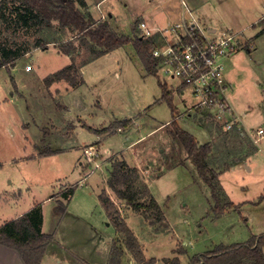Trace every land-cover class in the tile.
I'll list each match as a JSON object with an SVG mask.
<instances>
[{
  "label": "rangeland",
  "instance_id": "obj_1",
  "mask_svg": "<svg viewBox=\"0 0 264 264\" xmlns=\"http://www.w3.org/2000/svg\"><path fill=\"white\" fill-rule=\"evenodd\" d=\"M208 1L211 8L207 14L218 29L245 31L243 40L249 43L250 50L242 49L225 60L229 99L243 128L219 129L204 111L190 110L195 103L192 88L185 87L186 106L178 92L181 81L166 77L160 69L150 73L132 42L83 64L93 54L87 45L72 40L80 33L77 29L62 27L58 19L49 26L34 25L33 21L26 25L20 0H0V47L29 49L15 62V70L14 66L0 69V194L14 185L21 191L19 209L27 211L35 202L42 205L44 232L53 235L48 252L54 260L108 264L113 243L119 240L124 249L121 264H137L100 200L103 190L136 234L146 257H155L156 264H167L175 257L181 264H189L194 256L218 245L244 243L264 234V200L256 203L264 194V159L257 162L251 157L264 154V136L256 142L249 133L264 128V32L260 34L264 23H259L264 0ZM88 2L94 10L100 2L96 10L104 15H94L89 5L77 7L97 21L108 20L119 34L132 37L140 36V24L147 22L143 18L153 17L165 28L180 21L176 18L182 15L181 9L179 14H170L162 0ZM187 2L193 5V0ZM166 15L175 21L167 23ZM41 38L75 42L78 51L73 55L83 78L81 85L46 83L47 75L71 60L58 52L60 48L53 47V42L46 50L35 47ZM163 84L168 99L163 97ZM180 114V127L200 144L212 142L210 168L220 174L224 196L235 204L243 203L240 209L227 207L220 216L216 212L210 186L171 133V121ZM118 121L124 122L122 127L113 126ZM83 123L109 130L98 140V133ZM91 144L99 151L93 161L84 153ZM54 148L64 149L53 152ZM121 159L139 170L141 180L162 207L160 219L156 211L133 209L109 186L112 163ZM235 163H240V168H234ZM73 185L75 193L66 199L61 193ZM150 197L141 200L149 203ZM4 215L13 213L2 214L0 208V220Z\"/></svg>",
  "mask_w": 264,
  "mask_h": 264
},
{
  "label": "trees",
  "instance_id": "obj_2",
  "mask_svg": "<svg viewBox=\"0 0 264 264\" xmlns=\"http://www.w3.org/2000/svg\"><path fill=\"white\" fill-rule=\"evenodd\" d=\"M22 13L24 14L25 24L28 25L33 21L34 25L45 24L51 25L53 19H58L62 27L71 26L80 33L73 37L72 40L80 41V44L87 45L93 57L85 59L86 64L96 58L111 52L112 50L132 42L140 56L145 68L150 73H158L159 59L153 54L154 48L157 46L158 38H142L138 36H130L119 34L112 28L108 20L97 21L90 12L84 13L77 7L81 0H20ZM21 11L18 12L20 13ZM78 38V39H76ZM59 44L62 52L70 55L71 63L67 66L47 75L45 81L48 85L55 81L66 80L70 87H78L81 85L82 79L79 73V66L75 62L73 53L78 51L75 42H59L57 39L47 40L46 38L37 39L35 47L46 48L50 43ZM29 52V49L22 51L20 49H7L2 45L0 47V69L6 67L11 70L15 62L23 54ZM14 80V77H13ZM163 97L170 96L166 91L165 84ZM173 110L174 104L170 102ZM264 105V104H262ZM264 111V106H263ZM123 121L116 122L113 126L122 127ZM128 123V120H126ZM173 128L171 133L177 138L183 149L187 152L189 158L195 163L199 176L210 186L212 197L216 201L215 210L219 216L227 207L235 206L240 209L243 203L235 204L233 201L224 196L223 188L219 183V173L210 168L208 162L209 156L213 152L212 142L200 144L196 137L190 132L179 126L174 116L171 121ZM98 134L105 133L109 127L102 129H94L89 127ZM54 152V151H53ZM51 152V153H53ZM140 182V185L138 183ZM108 184L113 191L123 200L126 201L135 210H151L160 214L158 219L163 216L162 207L152 195L147 184H144L140 178V172L137 168L131 167L126 160H115L112 163L111 175ZM76 186L63 191L61 194L66 199H70L74 193ZM150 195L149 203L141 199ZM224 196L222 198L221 196ZM100 200L108 212L111 223L116 227L118 233L123 237L122 242L128 251L131 252L137 264H156L155 257L147 258L142 245L140 244L136 234L122 217L121 212L108 193L103 190L100 194ZM264 200V194L259 197L256 202L259 204ZM44 216L42 205L38 204L22 214L21 216L7 221L0 226V243L6 244L18 250L25 264H41L43 257L47 251L53 235L42 230ZM121 242V243H122ZM264 234L254 235L247 242L235 243L232 245H218L213 250H209L203 254L196 255L189 264H264ZM124 253L122 245L118 241H114L111 250V256L108 264H121V258ZM167 264H181L178 257L167 260Z\"/></svg>",
  "mask_w": 264,
  "mask_h": 264
},
{
  "label": "built area",
  "instance_id": "obj_3",
  "mask_svg": "<svg viewBox=\"0 0 264 264\" xmlns=\"http://www.w3.org/2000/svg\"><path fill=\"white\" fill-rule=\"evenodd\" d=\"M181 5L186 15L180 21L165 28L152 27L142 21L140 37L158 38L153 50L159 59L157 67L166 77L178 78L181 85L192 88L195 100L192 110L204 111L219 129L243 128L239 114L231 105L230 87L225 80V60L239 48L240 32L232 29L217 31L195 16L187 0H181ZM249 133L259 142L264 136V128ZM84 153L93 161L99 151L91 144Z\"/></svg>",
  "mask_w": 264,
  "mask_h": 264
},
{
  "label": "crops",
  "instance_id": "obj_4",
  "mask_svg": "<svg viewBox=\"0 0 264 264\" xmlns=\"http://www.w3.org/2000/svg\"><path fill=\"white\" fill-rule=\"evenodd\" d=\"M168 1V2H167ZM78 2V4L81 6V4L82 3H79V1H77ZM81 2H84V4H85V6H83V7H86V6H90V7H88L89 9H90V11H91V13H93L94 15L96 14V15H98V16H102V15H104L101 11L99 12V11H97L96 10V7L98 6V4L100 3H98L96 6H95V10L93 9V5H91L89 2H88V0H81ZM166 2L168 3V4H166ZM177 2H179L178 4L180 5V7H178L177 5ZM162 3L164 4V7L167 5V9H168V11H169V13L171 14V13H177V14H179L178 12L180 11V9L182 10V15H181V18L184 16V15H186V13H185V11H184V9H183V7L181 8V0H162ZM191 7H192V9H193V11H194V14H195V16L197 17V18H199L200 20H202L204 23H206L207 25H209V26H211V27H213L214 29H216L217 31H223V30H227V29H232V28H226V29H224L223 27H220V29H218V27L216 26V23H214L213 22V19L211 18V16L210 15H208L207 14V10L210 12V8H211V4L209 3V1L208 0H202V2H199V1H196L195 3H194V0H193V5H191ZM167 16V15H166ZM110 17H111V15H110ZM167 19H168V21H167V23H171L172 21H175L174 19H169V17L167 16L166 17ZM181 18H176V21L177 20H181ZM113 19V18H112ZM143 19H145V20H147V22H149V24H151V25H153V26H155V27H159V26H163V24H161V23H157V22H155L154 21V18L152 17V18H143ZM256 22V21H255ZM261 22H263L264 23V15L260 18V20H259V23H261ZM262 23V24H263ZM158 25V26H157ZM217 25H219V24H217ZM234 25H236V26H238V27H240L236 22H234ZM247 26H249V25H246V26H244V27H242V28H240L239 30H241V29H246V27ZM251 26V25H250ZM254 28L257 26V24L256 23H254V25H252ZM215 27H217V28H215ZM233 30V29H232ZM245 32V31H244ZM244 32L243 31H241V33H240V35H241V37H240V39H241V44H240V46H239V48L236 50V52L234 53V54H236V53H238L239 51H241L242 49H245V48H247V49H249L250 47H249V43H248V40H243V38L245 37L244 36ZM264 32V29L262 30V31H260V34L261 33H263ZM50 46H47L46 48H45V50L46 49H48ZM53 47H55V48H59L58 46H53ZM250 50V49H249ZM58 52H60V53H62V54H64V55H66V56H69V58H70V60H72L71 59V57H70V55H68V54H66V53H64V52H62L60 49H58L57 50ZM108 53H106L105 55H107ZM103 56V55H102ZM94 60H96V59H94ZM94 60H92V61H90V62H93ZM70 63H71V61H70ZM89 63V62H88ZM82 67V66H81ZM13 69L15 70L16 69V66H14L13 67ZM79 73H80V70H79ZM80 78L82 79V82H83V78H82V76H81V73H80ZM60 81H65L66 82V80H60ZM56 82V81H55ZM54 82V83H55ZM57 82H59V81H57ZM54 83H52V84H54ZM258 83H260V81H258ZM179 93H180V95H181V99L183 100V103L185 104V100L183 99V96H184V94H185V86H183V85H181L180 86V89H179V91H178ZM186 105V104H185ZM187 106V105H186ZM188 109H189V107L185 110L186 112H189L188 111ZM190 110H192L191 108H190ZM175 111H176V109H175ZM185 112V113H186ZM182 115L183 114H180V116L179 115H177L176 116V120H178L180 117H182ZM263 115H264V111H263ZM70 123V122H69ZM83 126H88V127H91V128H94V129H102V128H95V127H92V126H90V125H88L87 123H83L82 124ZM75 127V124L74 123H72V125H70V128H71V130H73V128ZM68 133H70V132H68ZM103 135L104 134H98V140H100L102 137H103ZM102 136V137H101ZM97 140V141H98ZM64 148H62V149H59V148H54V152H59V151H61V150H63ZM42 154H44V155H42V156H45L47 153H42ZM253 159V161L254 160H257V162H259V160H260V157L262 158V159H264V154L262 155V154H254V155H252L251 156ZM83 161L81 160L80 161V164L82 163ZM235 167L234 168H238L241 164L240 163H235ZM234 168H232V169H234ZM240 168V167H239ZM246 168H247V170H252V167L250 166V165H246ZM13 184V183H12ZM73 186H75V185H73ZM69 187H71V186H69ZM13 188L14 189H12V190H3L2 192H5L6 194H0V204L2 205V206H0V208H2V214H7V213H13V215H4V219H2V220H0V226H2L3 224H5L7 221H9V220H11V219H14V218H17V217H19V216H21L22 214H24L25 212H27V211H25V210H23V209H19V197H20V193H21V191L20 190H17L18 188H15V186L13 185ZM68 188H66V189H64V191H66ZM1 192V193H2ZM60 193V192H59ZM74 193H75V191H74ZM73 193V194H74ZM72 194V195H73ZM72 197V196H71ZM70 197V198H71ZM47 199H51V196H49ZM36 205H38V203L37 202H35L34 203V205L31 207V208H33L34 206H36ZM30 208V209H31ZM29 209V210H30ZM8 216V217H7ZM1 218V217H0ZM42 230L44 231V222H43V225H42ZM49 247V246H48ZM264 248V247H263ZM48 248H47V252L45 253V255H44V257H43V260H42V263L41 264H45L44 262H45V260L47 259V260H49V264H62L63 263V261H61V260H58V261H56V259L54 260V258H55V256L53 255V254H51V253H49L48 252ZM0 264H25V262H24V260H23V258H22V256L20 255V253L18 252V250H16L15 248H13V247H10V246H8V245H6V244H3V243H0Z\"/></svg>",
  "mask_w": 264,
  "mask_h": 264
}]
</instances>
